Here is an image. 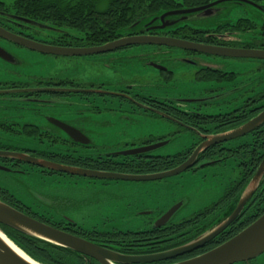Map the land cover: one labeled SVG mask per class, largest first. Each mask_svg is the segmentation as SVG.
Segmentation results:
<instances>
[{
  "label": "flooded vegetation",
  "instance_id": "obj_1",
  "mask_svg": "<svg viewBox=\"0 0 264 264\" xmlns=\"http://www.w3.org/2000/svg\"><path fill=\"white\" fill-rule=\"evenodd\" d=\"M9 1L12 13L5 10L6 2L0 0L2 33L60 47L92 48L103 44H88L77 39L84 38L85 33L74 28L66 29L79 35L72 31H68L69 34L47 33L29 22L47 23L18 13L15 0ZM174 1L177 6L169 10L204 6L217 0ZM250 1L262 8L246 4L264 14L260 0ZM225 3L210 8L207 29H196L185 21L178 27L174 24L158 29L159 21L145 25L149 20L132 27L135 17L126 26L111 25L107 34L103 29L92 33L112 36L109 41L151 35L264 51V22L257 25L241 17L234 22L213 23L214 19L227 15ZM202 15L203 12L179 14L169 21ZM89 18L105 19L99 15ZM184 26L198 33L183 35L179 28ZM58 57L66 58L67 69L61 67L56 69V74H51ZM80 59L86 63L89 73L75 63ZM235 59L256 61L264 66V59L260 58L229 57L154 44H132L106 52L58 56L41 53L0 35V199L38 221L103 246L119 248L117 251L124 255L157 254L200 236L229 210V204L264 159V119L241 134L230 136L264 112V74L252 78L250 67L236 66ZM154 133L160 135L137 138V135ZM183 133L191 137L183 151L173 155L154 153ZM99 135H108L102 140L116 135L118 147L114 151L104 150ZM23 136L32 137L34 143L25 146L20 140ZM151 145L159 147L136 155L123 153ZM200 146L204 147L194 164L172 176L205 167L221 170V174L212 173L213 178L223 177L222 173L228 171L227 178L220 177L224 182L221 194L209 205L178 218L175 214L161 226H154L155 220L168 209L152 212L153 225L143 230L90 229L91 211L86 210L85 201L81 211L69 192L61 194L54 190L62 179L66 183H78L80 179L120 180L101 178L95 172L108 176L166 172L186 161ZM34 177L46 180L52 189L42 187L33 197L23 181ZM263 209L264 172L242 212L221 232L192 252L150 264H169L200 254L209 246L233 236L235 229L244 228L245 222ZM5 230L37 257L72 264L73 253L56 250L15 229L6 227ZM77 254L75 256L80 258ZM64 256L67 257L62 259ZM85 259L86 264L96 261ZM238 264L258 262L254 258Z\"/></svg>",
  "mask_w": 264,
  "mask_h": 264
},
{
  "label": "water",
  "instance_id": "obj_2",
  "mask_svg": "<svg viewBox=\"0 0 264 264\" xmlns=\"http://www.w3.org/2000/svg\"><path fill=\"white\" fill-rule=\"evenodd\" d=\"M239 2V3H250L259 8V5L254 4L249 0H217L210 4L204 6H197L185 9L176 10H165L152 17H141L132 24V27L142 25L145 21H148L145 25L155 23L159 21L158 29H164L174 24L178 27L183 21L187 22L191 19L188 17L180 18L178 20L169 21V18L174 17L179 14H191V13H202L203 19L208 18V14L212 11L210 8L214 7L218 3L222 2ZM193 17V16H192ZM186 25V24H184ZM153 28V27H150ZM3 30L0 28V35L14 40L20 45L28 47L30 49L37 50L44 54L58 55V56H79L87 55L98 52H106L112 50L116 47L132 45V44H154V45H170L177 46L180 48H185L193 51H200L209 54L223 55L229 57H246V58H260L264 59V51L262 50H248L239 48H225L219 46H211L200 43H195L183 39L165 37V36H132V37H121L113 41L103 43L97 47L92 48H72V47H60L37 43L25 38H16L6 32L2 33ZM264 119V112L255 118L251 124H246L239 130L231 133L230 136L236 134H241V132L252 124H257L260 120ZM158 145H151L148 147L137 148L124 154L136 155L143 152H149L150 150L158 148ZM202 147H198L191 156L184 161L182 164L176 168L162 172L159 174L151 175H127V174H114L111 176L105 174H99L101 172H95L97 176L101 178H114L120 180L129 181H145L161 179L167 176H172L178 174L192 164H194L197 154L202 150ZM42 165L41 163H37ZM44 166V165H42ZM47 166V164L45 165ZM51 166V165H50ZM70 172L72 169L66 168ZM264 172V159L262 160L258 170L250 178L246 186L242 189L238 195L234 204L229 207V210L225 212L223 217L212 227L205 230L200 236L188 241L187 243L178 246L174 249L144 256L136 255H124L117 251L113 246H103L89 239L79 237L68 232L54 228L44 222L38 221L14 208L13 206L7 204L2 199H0V224L7 226L9 228L15 229L22 232L30 237L45 241L47 243L67 248L74 252L80 253L85 258H93L99 264H150L153 262H159L164 260L174 259L178 256H182L186 253L192 252L193 250L201 247L204 243L208 242L211 238L221 232L228 224H230L243 210L245 203L251 196L254 188L257 186L262 174ZM183 206V201H179L173 206H171L166 212H164L157 220H155L154 226H161L169 222L172 217L177 214L179 209ZM0 234H2L7 241L12 243L17 249H19L23 254H25L30 262L24 259L16 251H14L6 242L0 238V264H42L28 254H26L16 243L1 229ZM264 253V212L259 215L254 221L242 228L236 234L226 239L225 241L215 245L214 247L197 254L195 256L185 258L169 264H234L245 262L254 259Z\"/></svg>",
  "mask_w": 264,
  "mask_h": 264
},
{
  "label": "rangeland",
  "instance_id": "obj_3",
  "mask_svg": "<svg viewBox=\"0 0 264 264\" xmlns=\"http://www.w3.org/2000/svg\"><path fill=\"white\" fill-rule=\"evenodd\" d=\"M5 1V10L12 13V7L8 4L9 0ZM103 0H99L100 4ZM250 1V0H249ZM261 5L264 6V0H260ZM10 3V1H9ZM103 5V4H102ZM224 6L227 8V15L214 19L213 23L222 24L225 21L234 22L241 17L249 18L257 25L264 22V14L257 11L253 6L246 3L228 2ZM41 30L47 31V33H68L66 28L58 30L52 27L50 24H42L38 22H29ZM189 26L196 29H207L209 23L207 19L194 18L188 21ZM72 34L79 35L77 32L72 31ZM69 34V33H68ZM46 58V57H44ZM54 62V70L51 74H56V69H67L66 58L58 57ZM50 58V63H51ZM80 64V67L89 70L85 67L83 59L75 61ZM234 63V62H233ZM245 64L251 69V77H258L259 74H264V69L258 71L260 68H264L262 64L256 61L250 60H236L235 65L242 67ZM86 72V71H85ZM160 134H144L137 135V138H156ZM108 135H99L101 147L104 150H115L118 147L116 135H110L104 140L102 138ZM117 139H114V138ZM136 138V139H137ZM190 136L187 133H183L178 138L168 142L166 145L158 148L154 151L160 155H173L183 151L190 141ZM25 146H30L34 143V140L30 136H23L20 139ZM100 146V145H99ZM218 172L221 174V170L213 169V167L200 168L196 172L186 171L179 175L163 178L159 180H147V181H129V180H109L103 182V180L92 179H80L78 183H66V180L59 182L55 187V192L63 194V192H69L74 202L78 204L79 210L83 211L84 201L86 203V210L88 208L91 211V220L88 228H97L100 231H137L143 230L151 225V220L154 218L152 212L163 211L169 209L171 206L179 201H183V206L177 212V217L188 214L191 210H197L212 203L221 194L223 187L222 178L229 176L228 171L224 176L212 177V173ZM222 177V178H220ZM107 183V184H106ZM26 184L29 192L33 197L42 191V187L46 190H50L51 185L46 180L38 178L29 179L23 181V185ZM144 212H149L144 214ZM96 226H93V225ZM257 258L258 264H264V253ZM238 264V263H234Z\"/></svg>",
  "mask_w": 264,
  "mask_h": 264
},
{
  "label": "trees",
  "instance_id": "obj_4",
  "mask_svg": "<svg viewBox=\"0 0 264 264\" xmlns=\"http://www.w3.org/2000/svg\"><path fill=\"white\" fill-rule=\"evenodd\" d=\"M18 1L21 3L18 4ZM16 10L18 13L24 16H32L38 18L39 20L57 27L64 28H74L79 30L82 33H85V37L77 38L79 40H84L88 44H101L108 42L113 37L106 35L111 25L114 27L126 26L129 23L140 19L141 17H152L160 12L169 10L173 7H176L177 4L174 0H103L101 4L99 0H75V1H65V0H15ZM103 4V5H102ZM101 5V6H99ZM121 14V15H120ZM102 16L105 19H90V16ZM121 16L118 18V16ZM113 16V18H112ZM107 17V18H106ZM111 26V27H113ZM188 26H184L181 29L183 35L188 34H197L198 31L190 29ZM251 27H254L251 24ZM99 29L105 30V35L93 34L94 31H99ZM89 32H86L88 31ZM93 32V33H92ZM252 177V176H251ZM247 183V182H246ZM246 184L241 188V190L234 197L233 202L229 204V207L235 203L238 195ZM264 212V209L261 210L254 216H251L244 224V227L254 221L259 215ZM1 229L18 245L26 254H28L34 260L42 264H67V262H58V261H49L44 258L37 257L33 253L26 251L23 248L22 243L18 242L11 234H9L5 228L7 226L1 225ZM243 228V227H242ZM235 229L232 235L236 234L238 230ZM231 236V235H230ZM37 242L44 243L49 245L56 250H65L69 253H73L74 258H72V264H86L87 260L82 258L76 252L56 246L45 241L31 237ZM219 244V243H218ZM217 245L216 243L204 249L206 251ZM119 249V248H116ZM75 254L79 255L80 258L76 257ZM67 256L61 257L65 259ZM75 257L77 259H75ZM91 264H99L96 261H91Z\"/></svg>",
  "mask_w": 264,
  "mask_h": 264
},
{
  "label": "bare ground",
  "instance_id": "obj_5",
  "mask_svg": "<svg viewBox=\"0 0 264 264\" xmlns=\"http://www.w3.org/2000/svg\"><path fill=\"white\" fill-rule=\"evenodd\" d=\"M0 238L6 242L14 251H16L19 255H21L24 259L31 261V259H29L25 254H23L19 249H17L12 243H10L9 241H7V239L2 235L0 234ZM33 263V262H32Z\"/></svg>",
  "mask_w": 264,
  "mask_h": 264
}]
</instances>
